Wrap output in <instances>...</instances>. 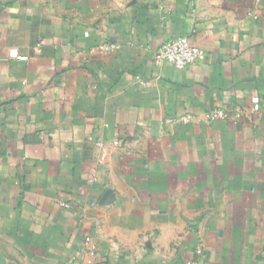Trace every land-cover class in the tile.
I'll return each mask as SVG.
<instances>
[{
  "label": "crops",
  "instance_id": "obj_1",
  "mask_svg": "<svg viewBox=\"0 0 264 264\" xmlns=\"http://www.w3.org/2000/svg\"><path fill=\"white\" fill-rule=\"evenodd\" d=\"M0 264H264V0H0Z\"/></svg>",
  "mask_w": 264,
  "mask_h": 264
},
{
  "label": "built area",
  "instance_id": "obj_2",
  "mask_svg": "<svg viewBox=\"0 0 264 264\" xmlns=\"http://www.w3.org/2000/svg\"><path fill=\"white\" fill-rule=\"evenodd\" d=\"M112 48H114L113 45L105 46V50H111ZM14 57L20 61H27L28 59L26 56H18L17 54H14ZM203 57V51L198 46L192 44L190 39L186 36L177 37L170 42L163 44L155 53V61L159 63H167L178 70L196 65L203 59ZM252 104V111L257 112L259 110V101L254 99ZM210 118L226 119L228 118V114L222 110H217L210 115ZM180 121L183 124H188L190 116H181ZM114 145H119V142H114ZM197 253H200V250H198Z\"/></svg>",
  "mask_w": 264,
  "mask_h": 264
}]
</instances>
